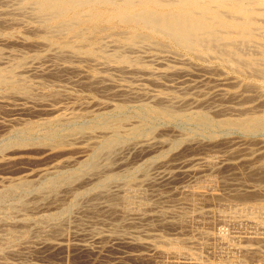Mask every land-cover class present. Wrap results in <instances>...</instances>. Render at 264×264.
Returning <instances> with one entry per match:
<instances>
[{
    "label": "bare ground",
    "instance_id": "obj_1",
    "mask_svg": "<svg viewBox=\"0 0 264 264\" xmlns=\"http://www.w3.org/2000/svg\"><path fill=\"white\" fill-rule=\"evenodd\" d=\"M17 2H18L17 5H18L19 10L22 13L26 12V15L29 12L28 14H29L30 18L35 21V22H33L36 25V28L34 29L35 32L43 35L46 39H50V42H51V38H52L53 40H55V42L60 47H62V49L64 51H66L67 53H69L71 55H79V54L86 55L87 57H91V58L96 59L97 61H99L101 63V65L102 64L107 65L108 67L113 68L116 71H127L128 73L130 72L132 74L133 73L135 74L138 72L139 75H140V72L141 73L143 72V73L149 74V76H150L151 72H154V71H151L150 65L148 63H145L144 61H142V59H140L143 57H140V56H139L140 58L138 56L133 57L132 54H128L127 51L128 50L131 51V50L136 49V48L139 49L143 45L145 46V44L148 43V41L151 37V34H155V35L161 36L162 38H165V39L171 41L176 46L182 47V48L189 50V51H194V53H197V55H199L198 57H200V56L206 57L205 55H211V56L214 55L213 57L219 59V61H223V62L225 61L226 63H228L231 66V69H233L234 71H237V72L238 71L239 72L244 71V72L248 73L249 75L253 74V75H256L257 77L262 76V78H264V0H17ZM4 5H6V4H4ZM7 5H8V3H7ZM3 11H5V10H3ZM9 11H11V9ZM13 13H15V12H13ZM8 14H10V13H8ZM22 16H23V14H22ZM15 17H16V15H15ZM27 21H28V19H27ZM2 24H4V23L2 21H0V25H2ZM5 25H7V24H5ZM103 25H105V27H103ZM29 26H31V25H29ZM119 26H121L122 29L115 31L116 29L114 30V28H117ZM4 30L5 29H3V31ZM26 31H27V28H26ZM108 31H110V32L107 33ZM27 32L29 33V31H27ZM33 33H34V31H33ZM102 33H104L103 36H105L106 34L110 36V39H111L110 43H112V46L114 47L112 50L107 49V47H109V46H107L108 43L106 42V40L103 39L104 37L101 36ZM98 34H100V36H98ZM1 35L2 34H0V36ZM9 36H11V35L9 34ZM3 37H5V36H3ZM0 38H2V37H0ZM11 39H12V37H11ZM4 42L7 45L8 44L9 45L14 44L12 41H10L8 39L4 40ZM44 42H45V40H44ZM19 43H21V42H19ZM42 43H43V41H42ZM2 44H0V45H2ZM14 45H16V43ZM40 45H42V44L40 43ZM56 48H57V45H56ZM51 49L52 48H50V53H52ZM45 52H48V51H45ZM61 52H63V51H61ZM61 52L60 53H57V52L54 53V51H53L54 54H52V57L60 58V60H62L61 58H64V60H66L67 54L64 55V52L63 53H61ZM2 53H3V50H2V48H0V55ZM22 53H23V51H22ZM130 53H132V52H130ZM172 53H174V52H172ZM47 54H46V56H47ZM22 55L19 57H14L15 56V54H14V56L13 55H12V57L10 56L11 58H9L8 61H6V62L5 61L1 62L2 57L0 56V89H7L8 91L10 90L9 91L10 94H7V96H9V95L12 97L17 96V97H19L18 98L19 100L21 98L22 100H26L27 102L29 101V99H32V101H29L30 103L32 102L37 106L38 105L43 106L45 104L44 103L45 100L48 97L46 98L45 96L40 95L41 93L39 95L33 96L32 94H34V93L31 92L33 90L29 91L28 89L21 87V83L27 82L30 78V77L28 78V76H27L28 75L27 71L33 70V68H34V66H33V68L30 67L29 63L31 61L30 62L28 61V59L32 55L29 58L27 56H22ZM46 56L44 55V58H46ZM41 57L43 58V56L36 53L31 58L33 60V59H37V58L40 59ZM168 57L170 58V56H168ZM39 59H37V60L39 61ZM201 59H202V57H201ZM52 60H55V59H52ZM55 61H57V60H55ZM52 62L53 61H51V63ZM70 62H71V59H70ZM185 63H187V62H185ZM165 65H166V63H165ZM59 66H58V69H55L53 71H51V69H50V70H48V72L47 71L46 72L49 73V71H51L50 73L54 75V74H57L60 71V69L64 70V71L71 70V72H72V70L75 71L77 69L72 65H66L65 64L60 68H59ZM169 66L171 67V65H169ZM108 67H106V68H108ZM35 68H37V67H35ZM172 68H173V66H172ZM44 69H48V68H44ZM79 69H78V71H80ZM153 70H155V69H153ZM39 72H41V71H39ZM39 72H38V74H39ZM25 73H27V75ZM60 73H61V71H60ZM110 73H112V72H110ZM124 73L126 74V72H124ZM178 73H180V72H178ZM152 75H153V73H152ZM155 75H157V74H154V77H155ZM39 76L40 75H38V77ZM60 76H62V75H60ZM157 76H159V75H157ZM250 76H252V75H250ZM136 77H138V76H136ZM128 78H129V76H128ZM132 78H133V76H132ZM146 78H145V80H147ZM103 79H104L103 77H100V76L96 77L95 76V78L92 79V81L94 84L95 83L102 84V81H104ZM108 79L112 80L110 77ZM153 79H150V80L152 81ZM106 80H107V78H106ZM141 81H143V80H141ZM155 81L158 83V80H155ZM93 83H90V84H93ZM140 84H142V83H140ZM87 86H89V85H87ZM104 86H106V85H104ZM91 87H93V86H91ZM141 87H142V85H141ZM108 88H110V87H108ZM136 88H139V87H136ZM172 89H174V88H172ZM119 90H121V89H119ZM104 91H106V90H104ZM3 92H2L3 95H0V111L5 109V105H6L5 104L6 103L5 98L7 96L4 95ZM125 92L126 91H124V94H125ZM136 92H138V91H136ZM136 92H135V94H136ZM184 92H186V91H184ZM111 93H112V91H111ZM44 94H45V92H44ZM119 94H120V92H119ZM138 94L141 97L143 96L140 93H137V96H138ZM130 95L131 94H129V96ZM116 96H118V95H116ZM133 96H132V98H133ZM146 96H147V94H146ZM109 97H111V96H109ZM125 97L127 98L126 94H125ZM150 97L152 98V96H150ZM169 97H167V98H169ZM14 98H16V97H14ZM137 98H139V97H137ZM153 101H155L156 104L154 103L155 105H152V106H157V107H155L154 110L158 111L159 113L161 112L163 115L168 116L170 118L171 117H177V116L181 115V112H182L181 109L177 108L176 105L171 103V101L168 100L169 103L168 102L166 103V100H162V98L159 96H155ZM175 101L176 100H173V102H175ZM194 101H195V99H194ZM185 103H186V101H185ZM7 104H8V102H7ZM75 104H74V106H76ZM9 105H11V104H9ZM20 105H21L20 107L12 108V110H14V112L17 111V112H25V113L26 112L29 113L33 110L31 108V106L26 105V103H21ZM178 105H180V104H178ZM106 107H109V106H106ZM100 108H102V107H100ZM115 108H116V105H115ZM42 109L44 112L45 111L49 112V110H51L50 113L52 112L51 114H54L53 116H51L50 118L45 120V122L47 124L48 123L49 124H56V123L60 124V123H68V122L75 124V122L78 120V118L82 117V115L80 114L81 112L80 113L74 112L73 109H72L73 112L72 111H70V112H59L60 109H44V108H42ZM151 109H153V108H151ZM94 110L96 111V109H94ZM37 111H35V112H37ZM196 112H198V111H196ZM50 113H48V114H50ZM93 113H94V111H93ZM190 117L198 120L199 122H202V124L203 123L205 124L206 121L208 122V119H209L208 116H206L204 112L202 113V111H200L199 113H196V114H191ZM20 120H22V119H20ZM24 121H26V119ZM16 122H17V124L21 123L17 120H16ZM23 123H25V122H23ZM128 123L129 122H126V120H124V119H118L117 118V119L112 120V121H103L102 120L101 123L96 122V123L85 124V125L76 124L75 128L73 127V129L70 130V132L68 131L67 134L58 136L57 139L52 138V142L49 145V147H46L47 146L46 144H45L46 146H44V144H42L44 142H41L42 140L41 141H38L37 139L34 140V138L32 136V141L28 140V138H26V139L20 138L21 140H19V141L17 140L14 142L10 141L7 144L3 145V147L0 148V151H1V155H0L1 172H2V169H5V170L9 169L12 171V169H14V167H16L19 164L24 163V162L29 163L31 161L34 162V161H38V160H40V161L41 160H50L52 158L54 159L55 157L60 156V157H58L60 159H58L57 161H54L53 163L51 162V160L47 161L48 163L50 162L51 165L44 164L45 166L39 167L37 169H33L30 171H26V172L23 171V172H21L22 174L20 176L18 175L17 177H3V176L0 177V196H1V198L5 197V196L8 197L9 194L19 192V191L26 192V194H27V192L30 193L32 191V192H35L34 194H37L36 198L38 201L40 200L39 197L43 196V199L52 202V203H50V205L54 204V206H56L55 210H53V209H52L53 211L48 210L49 212H47V210H45L46 212L42 211L43 213H41L39 216H31V215H29V213H23V215L22 214H21V216L18 215V217H14L13 214H14L15 210H13V209H11V207H9L10 209L7 210V213L4 216L0 217V228L1 227L5 228V229H2V233L0 234V254H6V253L7 254H11V253L21 254L22 249H26V250L27 249H29V250L35 249L36 250L37 248H39L40 250L42 249L44 251H48L52 254H62V253L64 254V253H69V252H73V251L77 252L78 255L79 254L84 255L87 253H92L94 251V249L90 245H88L87 243H82L84 241L74 242V240L76 238H79L80 236H81L80 239H83L82 238V231H80L81 229H83V230H85V233H83L84 236L87 235V236H90L91 238L96 239L97 243H99L101 245V247H99V248L102 250L109 249L111 246V245H109V242H111L112 240L116 241L117 244H123L125 247L127 246V248L132 247L131 250H133V247H137L136 249L138 251L135 253H132V257L134 259H136L137 261H141L142 263H145V264L146 263L151 264L152 262L156 263V262L161 261V259H162V261L163 260L164 261L182 260L183 262L184 261L185 262H194V263L200 264L198 262V260H196V258H193V256H191L188 252L186 253L184 251L180 252V251H176V250L175 251H172V250L169 251V250H166V249L159 247V245L163 246V245H172V244L174 245V244H176V246H177V245H181V244H186V246H189L188 244H190V245L198 246L197 248L200 247L203 250L205 249L206 250L205 252H207V253H209V251H207V249H210V250L214 249V252H215V246L217 244V243H215L217 241L215 237H217V236H215V237L212 235L210 236L208 234L209 231L207 233L204 231L198 232V234L195 233L197 235V237L195 236V238L192 236L191 237H188V236L185 237V235L182 234V232H183L182 230L186 226L187 223H190V224L192 223L193 225H194V223L196 224L199 222H206V223L209 222L210 223V221H212V218H213L210 215V210L207 209L208 211H201V210H203L201 208L200 211L196 210V209H194V211H191L193 209L188 210V209L184 208L186 206L185 204H187L188 206L190 205V206L197 207L198 205H201L204 203H208L209 206L210 205L211 206L216 205L217 203L218 204L221 203L223 206L228 207V206H232L233 204H236V203H240V204H244V205L247 203H254L255 205H253V206H247V205L242 206L243 208H241V210H242V212L244 211L245 213H248L250 215L251 219L248 220V223L250 222L255 227L258 226L259 228H262L259 225H260V223H262L261 219L262 218L264 219V200L262 199L263 201H261V200L257 201V199H254L255 197H259V196L264 197V190H262L261 188H258L257 186H259V185L256 186L257 188H254V186L253 187L250 186V189H248V190H244V189H243L244 191H238L237 190L236 192H232V193H228V194L227 193H224V194L220 193L221 191L219 192V190L217 192L216 177L212 173L218 172L222 168H225L227 171H228V169L231 170V173L234 172V168H235L234 167V165H235L234 159H235V156L237 155L236 153H238V152H236L233 149H232L233 151H229L228 154L227 153L224 154V157L219 156V155H215L214 157H206L208 153L206 154V156L198 155V154L188 155V154H186L187 152H189L193 149L198 150V151L202 150V149H206L207 145L201 144L202 141L200 143H199V141L195 142V143H185V144L181 143V144H183L182 148L180 146V148H177L175 150H171L169 148H170V145L172 147V144L169 141V139H167V137H164V138L162 137L159 139H148L150 137H148L149 135L147 134V136H146L147 139H145V142L143 141L142 144L137 145V146H133V148H132L133 154L136 155L137 157H144V158L146 156H149V155L152 156V154H155L158 156L160 155V157L165 159L164 163L167 164L166 167H168V168L165 169L166 167L164 166V169H163L164 171H161L160 173L158 171L157 173H159V174L156 173L157 175H155V176L151 175L149 173L150 171L148 172L147 170H145V171L143 170L144 172H142V174L140 176H138V177H140L139 179H136V177H135L136 180H133V182H132V180L130 182H126V181H120L122 174H120L118 171H117L118 173L114 172L116 167L114 166V164L112 162L113 161L112 158L109 157L112 161H110L109 158H107L108 161L106 160V162H104L103 165H100L101 163L99 162V161L102 162V160H100L99 156L101 154L103 155V153L108 154L109 152H111L110 150H112V148H114L116 146L117 139H113V138L110 139L109 138L108 140H106L105 143L103 144V146L101 147V149L99 148L98 151L92 153L89 160H87L88 159L87 156H88V153L90 151V146H91L90 144L81 145V143H80L79 146H74V143H71L68 141L70 139V136L71 137L77 136V139L82 140V138H80V137H82L83 133L86 134L88 138H91L93 133L97 130L103 132L101 134H104L107 132L109 133L110 130H113V131L124 130L128 134L140 132L139 131L140 128L138 127V125H129ZM217 123H218V121H217ZM36 124H38V122ZM220 124H222L224 126H229V127L236 125V126L241 127L243 130H245V132H246V130L251 131V132L252 131L258 132L259 130L264 129V117L263 118H261V116H260V118L259 117H250V115H249L246 118H240V119L224 118V119L219 120V125ZM2 125L5 126V124H2ZM25 125H26V128H28V126L30 124L26 123ZM1 126H0V128H1ZM39 127H40V124H39ZM20 128H22V127H20ZM20 128H19V130H21ZM0 130H2V129H0ZM12 130H14V129H12ZM17 130H18V128H17ZM19 130H18V132H19ZM25 130H27V129H25ZM142 130H141V135H142ZM10 132H11V129H10ZM176 132H178V131H176ZM5 133H7V132H5ZM95 134H96V132H95ZM128 134H126V136ZM37 136L40 137L39 135H37ZM131 136H133V135H131ZM54 137H55V135H54ZM96 137L94 138L95 140H96ZM8 138H10V137H8ZM46 138H48V137H46ZM156 138H157V136H156ZM44 139H45V137H44ZM48 139H50V138H48ZM4 141L6 142V140H4ZM89 141H92V139H89ZM118 143H119V141H118ZM0 145H2V144L0 143ZM129 146H130V144H129ZM29 147H36V149L38 148L39 151L41 149L40 153H42V156L39 158H36V157L28 156L27 154H24L26 152H29V151H27V148H29ZM167 147H169V148H167ZM230 147H232V146H230ZM121 148H123V146L120 147V149ZM126 148H125V151H123V153H125L127 151ZM130 149H131V147H130ZM31 150H33V149H31ZM131 150H129L130 153H131ZM117 151H119V150H117ZM36 152H38V150H36ZM35 154H37V153H35ZM84 157H86V158L84 159ZM36 159H38V160H36ZM53 159H52V161H53ZM134 159H135V157H134ZM114 160L117 161V159H114ZM120 161H121L120 162L121 167L122 166L127 167L128 165H130L129 163L132 160L129 156L125 155L124 157L121 158ZM174 161L177 162L176 165H174V163H175ZM42 162H44V161H42ZM148 162H149V164H147V165H150V163H152L151 159ZM74 163L78 164V168L73 169V168L69 167V166H72ZM118 163H119V161H118ZM172 163H173V165H172ZM243 164L249 165V170H248L249 177H251L253 179H258V178L264 179V163H263V165L261 164L262 166L259 165L258 167H250V163L248 162L247 159H245V162ZM116 165H118V164H116ZM79 166L81 168H79ZM113 166H114V171H112ZM67 167H69L70 169H67ZM236 167H238V166H236ZM118 168L119 167H117V169ZM146 169H148V168H146ZM237 170H238V168H237ZM237 170L235 168V172H237V174H238L239 172ZM121 173H124V172H121ZM11 174H13V173H11ZM227 174H230L229 171ZM232 174H234V173H232ZM191 177L196 179L195 182L186 183V181ZM112 179L116 180L115 186L112 184V187L114 186L115 188H111L110 187L111 185L107 186V185H109L107 183L110 182V180H112ZM235 181L237 182V178ZM183 182H185V184L179 185L180 183H183ZM232 182H234V181H232ZM236 182H234V183H236ZM248 182H250V180ZM237 183H239V182H237ZM242 183H243V181H242ZM82 184H84V185L86 184L87 186L89 184H92L90 188L85 189L84 191H81V192L78 191L79 192L78 195H82V196L89 195L90 198L87 196V198H89L88 199L89 202H86V204L84 203L83 206L78 208L76 211L77 214L75 213V211H74V213L72 212V209L75 206H77L74 203H72L71 206H69L71 212L69 211L68 213H66L67 212L66 207L59 208L58 207V205H59L58 201H60L62 199V198H60V196H62V194L59 195L60 189L62 187H64L67 190L68 189L71 190V188L73 189L74 186H76V187L80 186L81 187ZM160 185H163L165 187L164 189L167 190L166 192H169V193L168 194H165L166 192L163 194L159 193L158 190H159ZM222 185H221V187H222ZM157 186H158V189H157ZM33 187H35V190ZM147 187L152 188L151 192L147 191ZM80 190H82V189H80ZM76 194H75V196H76ZM20 198H22V197L20 196ZM42 200H40V202ZM32 201H34V200H32ZM175 201L178 204H180V203L184 204L185 206H182L184 209L183 210L180 209L181 211H179V210H177L179 208H176V206L178 207V204H176V203L170 204L169 203V202H175ZM236 201H238V202H236ZM30 202L29 201L28 202L22 201L19 205H15L13 207H15L14 209L18 208L21 210L26 209L29 211L30 210L35 211L34 209L39 210V208L44 204V203L42 204V202H45V201L43 200L41 203H37L35 201L32 204ZM62 202H64V201H62ZM48 204H49V202H48ZM46 205H47V203H46ZM20 206L23 209L19 208ZM76 208H75V210H76ZM48 209H50V208H48ZM224 212H226V211H224ZM235 213L236 212H233V214H235ZM236 216H238V215H236ZM223 219L225 220V222L226 221L228 222V223L227 222L225 223V224H228V226H229V224L234 225V224L240 223V222H238V220H236L234 218L232 213H224ZM96 222H98V223L100 222V224L102 223V225H105V224L109 225L110 226V235L109 234H107V235L103 234L102 235V233H100L99 228H97L95 226ZM223 222L224 221H222V223ZM209 223H208V226H209ZM31 224L36 225V228H37L36 231L34 228H32V229H34V243H36L37 246L28 244V246H23L24 248H22L20 246V242H22V241L24 242V240H26L28 243H30L29 237H30V234L33 232V230L31 229V231H30L28 228H30ZM7 226H9V227H7ZM109 226H108V229H109ZM234 226L237 227L236 225H234ZM206 227H207V225L205 226V228ZM100 228L102 230V227H100ZM129 228H134V230H133V233L131 232L133 235L130 234V236H132V237L128 240V239H125L126 238L125 234H128L125 232ZM194 228H197V227L195 226ZM200 228H202V227H200ZM166 229L177 231L176 235H178V236H176L175 238H172V239L170 238V240H163V234L162 233ZM104 231H106V230H104ZM128 231H130V230H128ZM143 232L145 234V235H143V237H145V238H142ZM210 233H211V231H210ZM226 234H229V233L226 232ZM84 238H86V237H84ZM231 238L235 239L236 241L238 240L239 242H241L243 244L241 247H239L237 249V251L240 254L242 253L246 256L252 255L253 257L257 256L258 257L257 259H260L259 263L264 264V249H263L264 248V237H262V236L260 237V236L255 235V234H253V235L247 234V231H246V233L241 232L238 235H233V236H231ZM32 239L33 238L31 237V240ZM227 239H229V238H227ZM77 240H79V239H77ZM22 245H23V243H22ZM112 246H113V244H112ZM120 247L124 248L123 246H120ZM189 247H191V246H189ZM97 248H98V246H97ZM127 248H125V249H127ZM192 248H193V246H192ZM136 249H134L133 251H135ZM193 249H195V248H193ZM122 250H120V251H122ZM124 251L122 253H124ZM100 253H102V252H100ZM199 254L200 253H198L197 255H199ZM209 254H211V253H209ZM88 256H89V254H88ZM4 257H6V256H4ZM201 258H199V259H201ZM129 259H130V257H129ZM204 259L207 260L208 257L207 258L205 257ZM250 260L252 261V259H250ZM107 261L108 260H106V264H107ZM108 262H109L108 264H112V263H110V261H108ZM253 262H256V261L253 260ZM120 263H123V262H120ZM165 263H167V262H165ZM244 263L245 262L243 261V263H241V264H244ZM100 264H102V263H100ZM188 264H191V263H188Z\"/></svg>",
    "mask_w": 264,
    "mask_h": 264
},
{
    "label": "rangeland",
    "instance_id": "obj_2",
    "mask_svg": "<svg viewBox=\"0 0 264 264\" xmlns=\"http://www.w3.org/2000/svg\"><path fill=\"white\" fill-rule=\"evenodd\" d=\"M3 3L6 5H4ZM7 3H8V5H7ZM17 4H18L17 0H0V18L2 17L1 18L2 20L0 19V21H2L4 23V24L0 25V34H2L0 36V37H2V38H0L1 39L0 44L3 43L2 45H0V48H2V50H3V53L0 55L2 57L1 62L8 61V59L11 58L12 55L14 56V54H15L14 57H19L24 53L22 56H27L29 58L31 55L34 56L37 53V54H40L41 56H43V58H44V55L46 56V54L48 53L46 58H44V59L42 57L40 59L37 58V59H39V61L37 59L32 60V58H31L32 56L28 59L29 62L31 61L29 63L30 67L33 68V66H34V68H33V70L27 71L28 75H27V73H25L28 76V78L30 77L29 78L30 81L28 80L27 82L21 83V87L26 88L29 91L33 90V91H31L32 93H34V94L31 93L33 96L39 95L41 93L40 95H43L46 98L47 97L48 98L45 100V102H44L45 104L43 106L41 105L42 106L41 107L39 105L38 106L35 105L32 102L30 103L29 101H32V99H29V101L27 102L26 100H22L21 98L19 100L18 99L19 97H17V96H14L17 99L10 96V95H9L10 96L9 97V96H7V94H10L9 93L10 90L8 91L7 89H0V95H3L2 92L4 91L3 92L4 95L7 96L5 98V100H6L5 109H3L4 111L3 110L0 111V126L2 124H5V126L2 125L3 127L1 126V128H0V129H2V130H0L1 131L0 132V143L2 144V145H0V148L3 147V145L7 144L10 141L11 142H14L17 140L19 141V140H21L20 138H22V139L28 138V140L32 141V136H33L34 140H36V139L38 141L42 140L41 142H44L42 144H44V146L47 145L46 147H49V145L52 142V138L57 139L58 136L67 134L68 131L70 132V130L73 129V127L75 128L76 124L85 125V124H92V123H96V122L101 123L102 120L103 121H112V120H115L118 118V119L126 120V122H129L128 123L129 125H138V127L140 128V130H139L140 132L128 134L124 130H122L123 132L110 130L109 133L108 132L104 133L105 134L104 135V134H101L103 132L97 130V131H95L96 134L94 132L93 135L91 136V138H88L87 135L83 133L84 136L82 135V137H80V138H82V140L77 139V136L76 137L70 136V139L68 141L71 143H74V146H79L80 143H81V145L90 144L92 147L90 146V151H89L88 156H87L88 157L87 160H89L92 153L98 151L99 148L101 149V147L103 146V144L105 143L106 140H108L109 138L110 139H112V138L117 139L116 146L114 148H112V150H110L111 152H109L108 154L103 153V155L101 154L99 156L100 160H102V162L101 161H99V162L101 163L100 165H103V163L106 162L107 158H109V157L112 158L113 161L110 158H109V160L112 161L114 166L116 167L115 171H114V166H113L112 171H114V172L118 171L120 174H122L120 181L130 182L132 180V182H133V180L139 179L140 177H138V176H140L142 174V172H144L145 170H147L148 172L150 171L149 173L151 175L155 176V175L159 174L161 171H164L163 170L164 166L165 167L167 166V164L164 163L165 159L160 157V155L158 156V155L152 154V156L149 155V156H146L144 158V157H137L136 155L133 154V149H132L133 146L140 145L143 143V141L145 142V139H147L146 136L148 134L149 135L148 137H150L148 139H159L162 137L163 138L167 137V139H169V141L172 144V147L170 145V148L169 147H167V148H169L171 150H175L177 148H180V146L182 148L183 144H185V143H195L198 141H199V143L202 141L201 144L207 145L206 149H202L199 151L193 149V150L187 152L186 154H188V155L198 154V155L206 156V154L208 153L206 157H214L215 155H219V156L224 157V154H226V153L228 154L229 151L235 150L238 153H236L237 155L235 156L234 160H235V165L238 167H236L235 165H234V167L236 168V170L238 168L237 171L240 174L239 173L237 174V172H235V168H234V172H232L234 174H232L231 170L228 169V171L231 175L227 174L228 171L225 168H222L218 172L212 173L216 177L217 192L219 190V192L221 191L220 193H223V194L227 193L228 194V193L236 192L237 190L238 191L248 190V189H250V186H252V187L254 186V188L258 187V188H261L262 190H264V188H263L264 187V179H262V178L261 179H259V178L253 179V178L249 177V173H248L249 165L243 164L245 162V159H247L248 162L250 163V167H258L259 165L260 166L263 165V163H264V154H263L264 153V129L259 130L258 132H254V131L251 132V131H247V130L245 132V130H243L241 127L236 126V125L231 126V127L224 126L222 124L219 125V120L224 119V118L240 119V118H246L249 115H250V117H259V118H260V116H261V118L264 117V104H263L264 103V78H262V76L257 77L256 75H253V74H250V75H252V76H250L248 73H246L244 71H240V72L234 71L233 69H231V66L228 63H226L225 61L224 62L219 61V59L213 57L214 55L213 56L205 55L206 57H204V56L198 57L199 55H197V53H194V51H189V50H186L182 47L176 46L171 41H169L165 38H162L161 36L155 35V34H151V37H150L151 40L149 39L148 43L145 44V46L143 45L142 47H140L139 48L140 50L138 48H136V49H133L131 51L130 50L127 51V53L132 54L133 57H137V56L143 57V58H140V57L139 58L142 59V61H144L145 63H148L150 65L151 71H154V72H151L150 76H149V74L143 73V72L142 73L140 72V75H139L138 72L135 74L134 73L132 74L130 72L128 73L127 71H116L113 68L108 67L107 65H104V64L101 65V63L99 61H97L94 58L87 57L86 55H82V54L71 55V54L67 53L66 51H64L62 49V47H60L55 42V40H53L52 38H51V42H50V39H46L43 35L35 32L34 29L36 28V25H35V23H33L35 21L30 18L29 14H28L29 12L27 13V15H26V12L22 13L19 10ZM10 9H11V11H9ZM3 10H5V11H3ZM12 11L15 13H13ZM8 13H10V14H8ZM22 14H23V16H22ZM15 15H16V17H15ZM27 19L30 23L27 21ZM5 24H7V25H5ZM29 25H31V26H29ZM103 27H105V25H103ZM119 27L114 28V30L115 29H116L115 31L121 30L122 27L121 26H119ZM26 28L30 34L26 31ZM3 29H5V30L3 31ZM33 31H34V33H33ZM109 32L110 31H108L107 33H109ZM9 34L11 36H9ZM103 35H104V33L101 34V36H103ZM3 36H5V37H3ZM98 36H100V34H98ZM11 37H12V39H11ZM103 37H104L103 39H105L106 42L108 43L107 46H109V47H107V49L112 50L114 47L112 46V43H110L111 42L110 36L106 34ZM5 38L12 41L14 44L16 43V45H14V44H11V45L8 44L7 45L4 42V40H6ZM44 40H45V42H44ZM42 41H43V43H42ZM19 42H21V43H19ZM40 43L42 45H40ZM55 44L57 45V48H56ZM50 48H52L51 49L52 53H50ZM21 50L23 51V53ZM45 51H48V52H45ZM53 51H54V53H56V52L60 53L61 51H63L64 55L67 54L66 55L67 59L65 58L66 60H64V58H61L62 60H60V58L52 57V54H54ZM171 51L174 53H172ZM63 52H61V53H63ZM130 52H132V53H130ZM168 56H170V58ZM201 57H202V59H201ZM52 59H55L57 61L52 60ZM70 59H71V62H70ZM51 61H53V62L51 63ZM184 61L187 63H185ZM165 63H166V65H165ZM65 64L66 65H72L77 69L75 71L72 70V72H71V70L64 71V70L60 69L61 73L59 71L57 74H54V75L50 73L51 71L58 69L59 65H60L59 66V68H60ZM169 65H171V67ZM105 66L108 67L109 69L106 68ZM172 66H173V68H172ZM35 67H37V68H35ZM44 68H48V69H44ZM50 69H51V71H49V73H50L49 74L47 72ZM78 69L80 71H78ZM153 69H155V70H153ZM39 71H41V72H39ZM38 72H39V74H38ZM110 72H112V73H110ZM124 72H126V74ZM178 72H180V73H178ZM152 73H153V75H152ZM37 74L40 76L38 77ZM154 74H157L159 76L155 75V77H154ZM60 75H62V76H60ZM127 75L129 76V78ZM95 76L96 77L100 76V77L104 78L103 79L104 81H102V84H98V83L94 84L93 83L92 79H94ZM132 76H133V78H132ZM136 76H138V77H136ZM105 77L107 78V80ZM109 77L112 80L108 79ZM152 77L155 80H158V83ZM145 78L147 80H145ZM140 79L143 81H141ZM150 79H153L152 80L153 82ZM90 83H93V84H90ZM140 83H142V84H140ZM87 85H89V86H87ZM104 85H106V86H104ZM141 85H142V87H141ZM91 86H93V87H91ZM108 87H110L111 89ZM136 87H139V88H136ZM172 88H174V89H172ZM119 89H121V90H119ZM104 90H106V91H104ZM183 90L186 92H184ZM111 91H112V93H111ZM124 91H126L125 94L127 95V98L125 97ZM136 91H138V92H136ZM44 92H45V94H44ZM119 92H120V94H119ZM135 92H136V94H135ZM137 93H140L143 96L141 97V96H139V94L137 96ZM129 94H131V95L129 96ZM146 94H147V96H146ZM116 95H118V96H116ZM109 96H111V97H109ZM132 96H133V98H132ZM150 96H152V98ZM153 96L154 97L155 96L161 97L162 100H166V103L168 102V100L171 101V103L176 105L177 108L181 109V111H182L181 115L182 116L180 115L177 117H171L170 118L168 116L163 115L161 112L159 113L158 111L154 110L155 107H157V106H152V105L156 104V102L153 101L154 100ZM169 96L171 98L174 96L175 98L173 97L171 99ZM137 97H139V98H137ZM167 97H169V98H167ZM194 99H195V101H194ZM173 100H176V101L173 102ZM185 101H186V103H185ZM7 102H8V104H7ZM21 103H26V105L31 106V108L33 110L29 113L28 112H26V113L25 112H17V111L14 112V110H12V108L20 107ZM73 103L74 104L76 103L75 104L76 106H74ZM9 104H11L12 106ZM178 104H180V105H178ZM115 105H116L117 109L115 108ZM106 106H109L110 108L106 107ZM100 107H102V108H100ZM42 108H44V109H60L59 112H70L73 109L74 112H77V113L81 112L80 114L82 115V117H80L81 119L78 118V120L75 122V124L69 123V122L68 123H60V124L59 123H56V124H49L48 123L47 124L45 122V120L50 118L54 114H51L52 112L50 113L51 110H49V112L48 111L44 112ZM151 108H153V109H151ZM94 109H96V111ZM35 111H37V112H35ZM93 111H94V113H93ZM196 111H198V112H196ZM200 111H202V113L204 112L205 115L208 116V118H209L208 122L206 121L205 124L204 123L202 124V122H199L198 120L190 117L191 114H196V113H199ZM48 113H50V114H48ZM20 119H22V120H20ZM25 119H26V121H24ZM16 120L21 122V123L18 122L19 124H17ZM217 121H218V123H217ZM23 122H25V123H23ZM37 122H38V124H36ZM26 123L30 124L29 126L27 125L28 128H26V125H25ZM39 124H40V127H39ZM20 127H22L23 129ZM17 128H18V130H19V128L21 130H19V132H18ZM10 129H11V132H10ZM12 129H14V130H12ZM25 129H27V130H25ZM141 130H142V135H141ZM176 131H178V132H176ZM5 132H7V133H5ZM126 134H128L129 136L128 135L126 136ZM37 135H39L40 137H38ZM54 135H55V137H54ZM131 135H133V136H131ZM156 136H157V138H156ZM8 137H10V138H8ZM44 137H45V139H44ZM46 137H48L50 139H48ZM95 137H96L97 141L94 139ZM89 139H92V141H89ZM4 140H6V142ZM118 141H119V143H118ZM181 143H183V144H181ZM129 144H130V146H129ZM122 146H123V148L120 149V147H122ZM230 146H232V147H230ZM130 147L132 150L130 149ZM125 148L127 151L125 153H123V151H125ZM31 149H33V150H31ZM36 150H38V152H36ZM117 150H119V151H117ZM129 150H131V153ZM27 151H29V152H26L24 154H27L28 156H32V157H36V158H39L42 156V153H40L41 149L39 151V149L38 148L36 149V147H29V148H27ZM34 152L37 153L38 155L35 154ZM124 154L126 156H129L132 160L129 163L130 165H128L127 167H125V166L121 167V165H120V162H121L120 160L122 157L125 156ZM0 155H1V151H0ZM58 157H60V156H57L54 159L52 158L53 161H52V159H50L51 162L53 163L54 161H57L58 159H60ZM134 157H135V159H134ZM85 158L86 157H84V159ZM114 159H117V161ZM150 159H151L152 163H150V165H147V164H149L148 161H150ZM36 160H38V159H36ZM50 160H41V161L38 160V161H34V162L31 161L29 163L24 162V163L19 164L16 167H14V169H12V171L9 169L8 170L2 169V172H1V169H0V177H2V176L3 177H17L18 175L20 176L22 174L21 172H23V171L26 172V171H30L33 169H37L39 167L45 166L44 164L51 165L50 162L49 163L47 162ZM42 161H44V162H42ZM118 161H119V163H118ZM176 161H174L175 162L174 165L177 164ZM74 164L72 166H69V167L73 168V169L78 168V164L77 163L75 165ZM116 164H118V165H116ZM172 165H173V163H172ZM69 167H67V169H70ZM117 167H119V168L117 169ZM79 168H81V167L79 166ZM146 168H148V169H146ZM167 168L168 167H166L165 169H167ZM158 171H159V173H157ZM121 172H124V173H121ZM11 173H13V174H11ZM135 177H136V179H135ZM236 178H237V182H239V183H237L235 181ZM195 180H196L195 178L191 177L186 181V183H191V182L193 183V182H195ZM249 180L251 183L248 182ZM232 181H234L236 183H234ZM242 181H243V183H242ZM107 184H109V185H107ZM107 184H106L107 186L111 185L110 186L111 188H115L114 186L116 184V180L112 179ZM112 184L114 185L113 187H112ZM183 184H185V182L180 183L179 185H183ZM89 185L87 186L86 184L85 185L82 184L81 187L80 186H77V187L74 186L73 189L71 188V190H69V189L67 190L64 187H62L61 189L59 188L60 189L59 195L62 194V196H60V198H62V199L60 201H58L59 202L58 207L59 208L66 207V209H67L66 213H68L70 211L69 206H71V204L74 203L77 206H75L72 209V212L74 213V211H75V213H76L78 208L83 206L84 203L86 204V202H89V200H88L90 198L89 195H86V196L78 195L79 192L90 188L92 184H89ZM221 185H222V187H221ZM257 185H259V186H257ZM33 188L35 190V187H33ZM164 188L165 187L163 185H160L159 190H158L159 193H162V194L165 193L167 190ZM80 189H82V190H80ZM157 189H158V186H157ZM151 190H152L151 187H147V191L151 192ZM34 193L35 192H32V191L30 193L27 192V194H28L27 195L26 192L19 191V192L9 194L8 197L7 196L2 197L3 199L0 196V217L4 216L7 213V210L10 209L9 207H11V209L15 210L16 213L14 212V214H13L14 217H18V215L21 216V214L23 215V213H29V215H31V216H39L45 210H47V212H49L48 210H50V211L55 210L56 206H54V204L50 205V203H52V202L43 199V196L39 197L40 200L43 199L45 201V202H42L43 200L41 201L42 204L43 203L44 204L39 208L40 211L38 209H34L35 211H33V210L29 211L26 209L24 210L21 206L19 208H22L23 210L18 209V208L14 209L15 207H13V206L19 205L22 201L23 202L24 201L25 202L31 201L30 202L31 204L34 203L35 201L37 203H41L40 200L38 201L36 198L37 194H34ZM168 193L169 192H166L165 194H168ZM75 194H76V196H75ZM20 196L22 198H20ZM87 196L89 198H87ZM254 199H257V201L258 200L263 201L264 197L259 196V197H255ZM32 200H34V201H32ZM62 201H64V202H62ZM48 202H49V204H48ZM236 202H238V201H236ZM46 203H47V205H46ZM169 203L175 204L176 201L175 202H169ZM176 204H178V203H176ZM185 205L180 203V204H178V207L176 206V208H179V209H177L179 211L183 210L184 208L188 209V210L193 209L191 211H194V209L200 211L201 208L203 209L201 211L210 210V215L213 217L212 221H210V223L209 222H207V223L206 222H199L196 224L194 223V225L192 223L191 224L187 223L186 226L182 230L183 231L182 234L185 235V237H187V236L191 237L192 236L195 238V236L197 237L196 234H198V232L204 231L207 233L209 231L208 234L210 236L211 235L214 237L217 236V237H215L217 240L215 242V243H217L215 246V252H214V249H212L213 251L210 249H207V251H209V253H211V254H209V253L205 252L206 251L205 249L203 250L200 247L197 248L198 246L190 245V244H188V245L191 247L186 246V244H181V245H177V246H176V244H174V245L172 244V245H163V246L159 245L160 248H163V249H166L169 251H171V250L175 251L176 250V251H180V252L181 251L182 252L184 251L186 253L188 252L191 256H193V258H196V260H198V262L200 264H203V263L204 264H241V263H243V261L245 262L244 264H261V263H259L260 259H257L258 258L257 256L253 257L252 255L246 256L242 253L240 254L237 251V249L239 247H241L243 244L241 242H239L238 240L236 241L235 239L231 238V236H233V235H238L241 232L246 233V231H247V234H252V235L255 234V235H258L260 237L261 236L264 237V228H263L264 227V219L263 218L261 219L262 223H260V225H259L262 228H259L258 226L255 227L252 223H250V222L248 223V220L251 219L250 215L248 213H245L244 211L242 212V210H241V208H243L242 206H246V205L247 206H253V205H255L254 203H247L245 205L240 204V203H236V204L232 205L233 207L232 206H228V207L223 206L221 203H219V204L217 203L216 205H212V206L211 205L209 206L208 203H204V204L198 205L199 207L198 206L194 207V206H190V205H189L190 206L189 207L187 204H185ZM46 206L47 207L49 206L48 208H50V209H48ZM182 206H185V207L183 208ZM75 208H76V210H75ZM224 211H226V212H224ZM232 211L236 212V213L233 214ZM224 213H232L234 218L236 220H238V222H240L238 224H234L237 227H235L234 225L229 224V226H228V224H225L227 221L225 222V220L223 219ZM236 215H238V216H236ZM222 221H224V222L222 223ZM97 223L98 222H96V224ZM208 223H209V226H208ZM96 224H95V226L97 228H99L100 233H102V235L103 234H105V235L109 234L110 235V226L109 225H106V224L102 225V223L100 224V222L97 225ZM206 225H207V227H206L207 229L205 228ZM108 226H109V229H108ZM195 226L198 229L194 228ZM7 227H9V226H7ZM100 227H102V230ZM200 227H202V228H200ZM32 228H34L35 231L37 229L36 225L31 224L30 228H28V229L31 231ZM0 229H1L0 230V234H1L2 229H5V228L1 227ZM34 229H32L33 230L32 233L30 232L31 233L30 237H29L30 243H28L26 240H24V242L26 241L25 243L23 241L20 242V246L22 248H24L23 246H28V244L37 246L36 243H34ZM104 230H106V231H104ZM128 230H130V231H128ZM133 230H134V228H129L126 230L125 233H128V234H125V237H126L125 239L129 240L132 237V236H130V234L133 235L132 234ZM80 231H82V238L84 240L80 239L81 238V236H80L79 238H76L75 240L73 239L74 242L84 241L82 243H87L88 245H90L94 249V251L92 253H87L84 255L83 254L78 255L77 252L73 251V252L64 253V254L63 253L62 254H52L48 251H44L42 249L40 250L39 248H37L36 250L35 249L34 250L22 249L21 254H15V253L0 254V264H100V263L106 264V260L110 261V263H112V264H114V263L115 264H145V263H142L141 261H137L136 259H134L132 257V253H135L138 251L136 249L137 247H133V250L136 249L135 251H133V250H131L132 247L127 248V246L125 247L123 244H117L116 241L112 240L111 242H109V245H111L110 248L106 249V250H102L99 248V247H101V245L99 243H97L96 239L91 238L90 236H87V235L84 236L83 233H85V230L81 229ZM210 231H211V233H210ZM226 232L229 233L230 235L226 234ZM162 234H163V240H170V238L172 239V238H175L176 236H178V235H176L177 231H173V230H169V229L164 230ZM143 235H145L144 232L142 234V238H145V237H143ZM31 237L33 238L32 240H31ZM84 237H86L87 239ZM227 238H229V239H227ZM77 239H79L80 241ZM22 243H23V245H22ZM112 244H113V246H112ZM97 246H98V248H97ZM120 246H123L124 248H121ZM192 246L195 249H193ZM125 248H127V249H125ZM119 249L120 250L123 249V250L120 251ZM123 251H124V253H122ZM100 252H102V253H100ZM198 253H200V254L197 255ZM88 254H89V256H88ZM4 256H6V257H4ZM128 256L130 257V259ZM202 256L204 258L208 257V259L205 260ZM199 258H201V259H199ZM250 259H252V261ZM253 260H255L256 262H253ZM108 261H107V264L109 263ZM161 261H162V259H161ZM161 261L156 262V263L152 262L151 264H162V263L164 264L165 262H167L165 264H188V263L197 264L194 262H185V261L183 262L182 260H178V261L177 260H175V261H173V260L164 261L163 260L164 262L163 261L161 262ZM120 262H123V263H120ZM146 264H150V263H146Z\"/></svg>",
    "mask_w": 264,
    "mask_h": 264
}]
</instances>
